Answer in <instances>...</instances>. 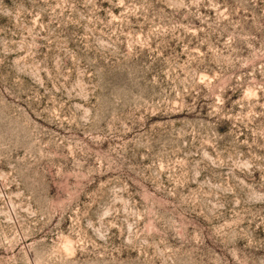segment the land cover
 Here are the masks:
<instances>
[{"label": "rangeland", "instance_id": "374dc122", "mask_svg": "<svg viewBox=\"0 0 264 264\" xmlns=\"http://www.w3.org/2000/svg\"><path fill=\"white\" fill-rule=\"evenodd\" d=\"M0 264H264V0H0Z\"/></svg>", "mask_w": 264, "mask_h": 264}]
</instances>
